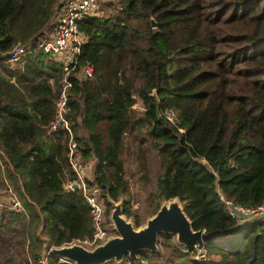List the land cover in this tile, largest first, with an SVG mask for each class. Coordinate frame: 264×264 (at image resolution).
Masks as SVG:
<instances>
[{
	"label": "trees",
	"instance_id": "1",
	"mask_svg": "<svg viewBox=\"0 0 264 264\" xmlns=\"http://www.w3.org/2000/svg\"><path fill=\"white\" fill-rule=\"evenodd\" d=\"M62 4L0 0V264L18 254L35 263L48 251L42 237L60 247L92 236L81 189L66 186L70 140L101 189L109 235L112 203L137 229L174 199L206 235L186 248L159 233L157 250L131 264H264V219L237 222L219 199L264 202V0H97L69 70L38 46ZM17 43L27 53L11 62ZM64 79L67 111L52 129ZM48 264L71 263L49 254Z\"/></svg>",
	"mask_w": 264,
	"mask_h": 264
},
{
	"label": "built area",
	"instance_id": "2",
	"mask_svg": "<svg viewBox=\"0 0 264 264\" xmlns=\"http://www.w3.org/2000/svg\"><path fill=\"white\" fill-rule=\"evenodd\" d=\"M96 8L97 0H63L60 15L55 27L47 39L39 42V48L45 53L55 55L64 64L67 70H69V68H75L77 57L80 54V45L84 41V36L79 30V23ZM26 53V47L21 43H17L9 51V61L16 62L21 57L25 56ZM82 71L86 77L92 76V70L89 66H84ZM69 86V81L64 79V85L59 92V97L56 102L58 120L51 125L52 129H55L57 123L64 121L63 115L67 111L65 108L67 99L66 90ZM167 118L172 121L175 120L171 112L167 114ZM75 153L76 143L70 140L68 160L70 168L74 173V178L68 183V187H71L72 184H77L87 201L91 217L92 236L83 240L75 239L70 244L77 243L87 249H91L109 236L105 223V204L101 196V189L96 186H88L86 182L91 170L90 166L82 163ZM219 199L224 204V208L230 217L237 222H248L256 218L264 219V202L257 207L251 208L238 204L221 193H219ZM10 202L12 209L16 211L23 209L21 203L15 200L14 197ZM203 246L204 244L201 246L195 245V247L198 248ZM198 251L200 252L199 249ZM49 254H51L50 249H48L41 258L35 261V263L31 259H27V261L21 264H48ZM202 256L201 253H198L196 258H202ZM60 262L69 263L70 261L60 259ZM70 263L73 264L72 262ZM126 264H131V260H128ZM137 264H145V262L144 260H139Z\"/></svg>",
	"mask_w": 264,
	"mask_h": 264
},
{
	"label": "water",
	"instance_id": "3",
	"mask_svg": "<svg viewBox=\"0 0 264 264\" xmlns=\"http://www.w3.org/2000/svg\"><path fill=\"white\" fill-rule=\"evenodd\" d=\"M152 24L155 26L153 21ZM71 188L77 189L78 185L72 184ZM112 206L110 220L115 235H109L91 249L77 243L50 247L49 240L42 237L45 247L50 249L52 255L73 264H104L109 261L120 263L125 255L135 261L138 253L143 250L155 252L159 233L174 235L176 241L184 247L201 246L205 243L206 235L202 230L192 229L191 222L177 199L163 203L157 212L147 219L145 225L137 229L122 215L121 203H112Z\"/></svg>",
	"mask_w": 264,
	"mask_h": 264
},
{
	"label": "rangeland",
	"instance_id": "4",
	"mask_svg": "<svg viewBox=\"0 0 264 264\" xmlns=\"http://www.w3.org/2000/svg\"><path fill=\"white\" fill-rule=\"evenodd\" d=\"M26 56V55H25ZM24 56V57H25ZM17 62V61H16ZM137 108L138 107H140L141 105H140V103L139 102H137V104L135 105ZM133 162H134V160H133ZM89 165V164H88ZM92 165V164H91ZM90 166V165H89ZM129 171L130 170H134V164H131V166H129ZM90 172H91V170H90ZM89 178H92L91 177V174L89 173L88 174V179ZM128 180H129V188H130V191L132 192V195H134L135 196V199H134V201H133V207L134 208H137V207H140L141 206V201L143 200V194L142 193H139V189H138V185H137V180H136V178H134L133 176H130V177H128ZM66 186H68V182L66 183ZM13 199V197L12 196H9L8 198H7V200H8V204H9V201L10 200H12ZM119 203H121V201H118ZM118 202H115V203H118ZM2 203V202H1ZM165 203V202H164ZM5 204H2V206H4ZM2 206L0 207V208H2ZM112 211V210H111ZM150 217H148L147 219H149ZM147 219L145 220V223H146V221H147ZM111 221V220H110ZM145 223H144V225H145ZM109 227L110 228H112L113 227V224H112V222H110L109 223ZM142 227V226H141ZM114 228V227H113ZM110 235H114V234H110ZM11 246H12V248H11V251L10 252H14V249H13V243H11ZM13 254V253H12ZM17 261L19 262L18 264H20V263H22V262H24L26 259H24V257L22 256V255H19L18 254V256H17ZM32 260V259H31ZM113 262H115V261H113ZM122 263H123V260H122Z\"/></svg>",
	"mask_w": 264,
	"mask_h": 264
}]
</instances>
